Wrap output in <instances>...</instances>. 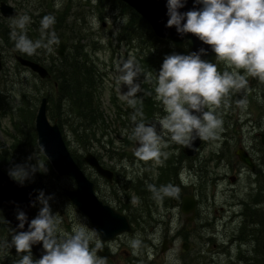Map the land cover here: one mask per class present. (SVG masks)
I'll list each match as a JSON object with an SVG mask.
<instances>
[{"label":"rangeland","instance_id":"rangeland-1","mask_svg":"<svg viewBox=\"0 0 264 264\" xmlns=\"http://www.w3.org/2000/svg\"><path fill=\"white\" fill-rule=\"evenodd\" d=\"M5 1L16 8L12 17L4 18L6 30H10L15 39L24 35L33 43L39 41L40 46L34 54L44 64L56 54L55 40L60 38L65 42L64 53L82 44L86 61L95 68L99 85L94 98L101 118L93 129L95 138L86 139L83 135V139H78L70 128L74 125L73 115L65 107L59 105L58 109H61L56 111L49 102L46 116L55 122L60 117L61 133L70 154L79 157V166L97 182L99 191L107 189L102 187L97 174L81 161L85 150H90L106 166L114 169L113 188L129 196L136 221L131 223L129 232L120 233L109 244L114 255L104 258L105 264H260L261 228L264 226V141L260 142L259 132H264V82L257 78L255 85L244 90L240 104L231 100L230 94L225 97L215 109V114L222 120L221 128L214 138L200 139L192 154L186 155L181 150L182 145L172 142L170 134H161L160 126L156 124L162 144L167 145L161 151L167 155H162L159 161H144L135 155L132 130L135 123L152 124L157 117L166 115L163 105L155 99L156 76L163 63L164 44L155 41L159 65L146 63L143 52L147 50L146 43L149 46L152 41L144 38L146 33L141 39L132 41L122 38L120 27L126 18L125 11L108 0ZM45 12L54 23L42 33L41 21ZM22 17H29L24 29L14 24ZM78 34L81 36L77 37ZM129 59L141 70L134 80L140 85V91L125 99L123 94L129 88L118 85L117 78L120 74L118 68ZM216 62L215 57L213 63ZM217 68L221 73L234 71L227 69L224 62H218ZM235 71L247 80L243 70ZM45 91H50L55 100L56 92L49 84L19 65L12 49L0 39V148L11 149L12 143L17 142L21 131L16 125L28 120L32 107L34 115L37 99ZM34 96H37L36 100ZM129 99L135 103H129ZM133 115L136 116L135 122L131 119ZM23 141L21 135L20 143ZM238 146L251 156L253 169L234 155L233 150ZM166 158L169 159L168 168L172 169L170 183L158 173L164 168ZM27 160L42 166V172L47 169L48 162L40 150L29 149ZM50 170L54 175L47 169L38 186L45 195L55 196L49 203L53 214L61 221L59 229L71 234L74 227H84L90 234L94 233L79 214L81 212L68 204L62 192L63 188L71 186V178L55 174L51 167ZM189 192L194 194L197 203L191 222L184 220L177 202L171 201L173 194ZM39 208L37 203L36 214ZM6 232L8 230L4 231L0 226V242ZM163 235L170 244L160 250ZM182 240L187 242L185 250L180 249ZM5 247L0 249L2 253L8 250ZM122 249L128 251V257L123 256Z\"/></svg>","mask_w":264,"mask_h":264},{"label":"clouds","instance_id":"clouds-1","mask_svg":"<svg viewBox=\"0 0 264 264\" xmlns=\"http://www.w3.org/2000/svg\"><path fill=\"white\" fill-rule=\"evenodd\" d=\"M187 0H167L166 27L175 26L181 38L193 34L205 45L211 46L216 63L201 58L207 52L200 48L198 52L188 55L173 53L165 56L161 69L156 76L155 99L163 105L166 113L157 117L155 123L146 125L135 123L132 137L139 146L135 155L144 161H159L163 155L161 134H170L176 144L190 147L199 138H214L222 126V120L215 114L225 97L232 90H239L247 83V76L264 82V0H194L196 5H203L199 10L181 13ZM126 19V18H125ZM186 21V22H184ZM29 17H22L14 24L24 29ZM183 22V23H182ZM54 23L51 17L41 21V32ZM40 42L33 43L26 36L20 35L16 49L32 55ZM224 62L227 69L218 71L217 63ZM118 85H127L129 90L123 94L125 99L134 97L140 91V85L134 80L141 74L138 65L129 59L118 68ZM129 103L135 101L129 99ZM209 109V110H206ZM199 113L200 115L194 114ZM143 116V113H140ZM136 121V116H132ZM159 124L161 134L157 133ZM43 149V146H41ZM42 166L15 165L8 170V176L19 185L30 180ZM47 171V169H45ZM166 194L168 190H164ZM54 194L45 195L43 190L31 202L40 205L38 214L30 220L26 213L17 209V228L12 230L11 241H4L0 247H15L17 254L26 253L16 264H105L96 248L90 249L92 234L84 227H74L71 234L59 229L61 221L53 214L51 204ZM27 223V231H23ZM42 244L43 254L33 259L32 246Z\"/></svg>","mask_w":264,"mask_h":264},{"label":"water","instance_id":"water-1","mask_svg":"<svg viewBox=\"0 0 264 264\" xmlns=\"http://www.w3.org/2000/svg\"><path fill=\"white\" fill-rule=\"evenodd\" d=\"M148 24L152 33L162 39L170 42L172 52L177 54L188 55L191 52H198L200 48H204L207 52L202 55L203 60L214 62L215 53L211 46L203 44L196 36L189 33L183 38L179 36L175 26L166 27L167 20V0H121ZM203 5H196L194 0H187L185 7L179 9L181 13L189 10H199ZM16 13V8L6 2L0 0V14L5 17H12ZM186 22V21H184ZM183 23V22H182ZM56 55L61 57L64 53L65 42L58 38L55 40ZM14 59L22 66L28 68L35 73L39 78L49 76L47 68L41 62L14 53ZM251 77L250 81H252ZM241 91L237 92V99L241 96ZM45 96L39 98L33 115V130L35 133V142L38 149L46 158L51 169L57 175H65L71 178L73 186L64 188V194L76 207L78 211L83 213L91 223L92 228L96 232L100 241L112 239L116 234L121 232H129L130 225L123 213L116 211L106 204H103L94 193L93 182L83 172L77 162L70 154L60 132V129L55 121H50L46 116ZM200 115L199 113H194ZM264 141V133L260 134V142ZM200 142L197 138L190 147L183 145V152L187 155L195 152V149ZM136 146L139 144L135 141ZM43 146V149L41 148ZM237 159L252 168L250 156L242 147H237L233 150ZM82 161L92 167L98 174L105 176L107 179L111 177V170L102 166L97 157L90 151L83 153ZM232 179V176H230ZM34 200V191L30 183L24 182L21 186L17 182L9 178L8 173L0 168V215L10 224L13 230L20 231L17 228L18 221L16 219L17 209L26 213L30 222L31 202ZM192 209V199L190 195L182 197V205L180 210L184 213ZM27 223L23 231H27ZM166 238L162 239L161 250L166 248ZM187 247L186 241L180 242V249L185 250ZM260 250L262 256V264H264V226L262 229V238L260 242ZM43 254L42 244L32 246V255L34 259H38ZM0 264H5L0 262Z\"/></svg>","mask_w":264,"mask_h":264},{"label":"trees","instance_id":"trees-1","mask_svg":"<svg viewBox=\"0 0 264 264\" xmlns=\"http://www.w3.org/2000/svg\"><path fill=\"white\" fill-rule=\"evenodd\" d=\"M108 1L111 3V5L118 6L125 11L126 19L120 27V33L121 35H123L122 38L128 41H132L134 39H141L142 36H144L146 33L144 38L152 41L149 46L146 43L147 50L143 52L146 63L154 66L159 65L158 54L154 49V46L156 45L155 41H160L164 44L163 46L165 51L163 58H161L162 62L165 56L171 54L172 46L170 42L155 36L150 30L146 21L142 17H140L134 10H132L121 0ZM46 14L47 13L45 12L44 17H49ZM37 15L39 16V14ZM33 29L34 27L32 25V33H34ZM10 33L12 32L10 30L7 31L4 23L0 21V37L9 46V48L13 50V52L19 53L22 56L37 60L44 64L39 60V57L36 54L33 53L32 55H28L17 50L16 42L18 39L13 38ZM79 36L81 35L78 34L77 37ZM68 51L69 52L65 51V53H63L61 57H58L56 54H54L53 56L51 55L50 62L44 64L47 68L49 76L45 78H39L40 81H46L54 90V92H56L55 100L52 98L50 91H47L40 96H45L46 111L48 110L49 112L48 103L51 102L56 111H59L61 109H58V106L60 105V107H65L69 112L72 113V120L74 125H71L70 128L72 129L73 133L76 134L78 139H83V135L86 137V139H88L89 137L95 138L93 136V129L101 119L99 116L98 104L96 103L97 99L94 98V94L98 90L99 85V83L96 82L97 76L95 74V68L93 67L92 63L86 61L87 58L82 52V44H77V46H74L73 49ZM33 98L34 100H36L37 96H34ZM39 98L37 99L38 101ZM144 105L147 108V103H144ZM29 112L30 113L28 120L24 121L22 125H16V129L21 131V135H23L24 141L20 143V135L17 139V142L12 143L11 149H6L3 146L0 148V151L3 150V152L1 153L2 156L0 157V168L7 173L9 168L15 165H24L26 167L29 165L37 166L36 162H30L27 160L29 149H33L37 152L39 151L36 146L35 133L32 123L33 107L29 109ZM56 123L61 130L60 117L57 118ZM62 136L64 138L63 133ZM72 157L79 165V157H74L73 154ZM46 167L51 172L48 163H46ZM46 173L47 172L45 170L44 172H42V170L40 169V171H37L30 180L25 181L30 183L34 188V198L39 194L38 183L42 181L43 176L46 175ZM51 174L53 173L51 172ZM35 209L36 206L31 207L30 209L32 219L37 215ZM0 226L4 231L8 230V232H6L7 234L4 233L2 241L4 242L5 240H8L10 242L13 229L1 216ZM5 250L7 251H5L4 253L0 252V262H4L5 264H16L21 256L26 254H17L15 247L8 248L6 246ZM260 264H262V258Z\"/></svg>","mask_w":264,"mask_h":264},{"label":"flooded vegetation","instance_id":"flooded-vegetation-1","mask_svg":"<svg viewBox=\"0 0 264 264\" xmlns=\"http://www.w3.org/2000/svg\"><path fill=\"white\" fill-rule=\"evenodd\" d=\"M4 18H7V17H5V16H3V15H1L0 14V21H2L3 23H4ZM0 39H1V37H0ZM8 48H9V46H8ZM14 53H16V52H13V50H12V55H13V57H14ZM19 54V53H18ZM16 61V60H15ZM17 62V61H16ZM18 63V62H17ZM19 64V63H18ZM20 65V64H19ZM22 66V65H21ZM22 67H24V66H22ZM250 79H251V76H248L247 77V84H245L244 85V87H242L241 89H239L240 91H241V96L239 97V99H237V97H236V95H237V92L239 91V90H236L235 92H234V94H232L231 92L233 91H231L229 94H230V99L231 100H234L235 101V103H237V104H240V101L242 100V98H243V96H244V90L246 89H248L249 87H251V86H253V85H255L256 84V82H257V78H253L252 79V81H250ZM45 92H47V91H45ZM44 92V93H45ZM233 95V96H232ZM262 133H264V132H262ZM260 134H261V132H259V137H260ZM136 141V140H135ZM134 144L136 145V143L134 142ZM238 147H242V146H238ZM136 148H137V146H136ZM182 148H183V145H182V147H181V150H182ZM243 148V147H242ZM244 149V148H243ZM245 150V149H244ZM86 151H90V150H85L83 153H85ZM183 151V150H182ZM91 152V151H90ZM245 152H246V150H245ZM93 153V152H92ZM234 153V152H233ZM247 153V152H246ZM94 154V153H93ZM248 154V153H247ZM83 155V154H82ZM82 155H81V157H82ZM95 155V154H94ZM187 155V154H186ZM235 155V154H234ZM249 155V154H248ZM96 156V155H95ZM111 156V155H110ZM250 156V155H249ZM97 157V156H96ZM97 159H98V157H97ZM250 159H251V161H252V168H249L248 167V165H246L249 169H253L254 168V162H253V160H252V158H251V156H250ZM81 161H82V159H81ZM98 161L100 162V164L102 165V166H104V167H106V168H108V169H110L111 170V177H110V179H107L105 176H102V175H100V174H98L96 171H94V169L92 168V167H90V166H88L87 164V167L89 168V169H91L92 171H94L96 174H97V178H99L100 180H101V182H102V187L105 189H107L106 191L104 190V191H99V188H98V184H97V182L95 183V181H93V179L92 178H90L86 173V176H88L89 178H90V180L93 182V189H94V193H95V195L97 196V198H99L100 199V201L103 203V204H106V205H108L109 207H111L112 209H114V210H116V211H120L121 213H123L124 215H125V217H126V219H127V221H128V223H129V225H130V228H131V223L132 222H134V221H136V216H135V214L133 213V208L130 206V200H129V196H127L125 193H121V192H118V191H115V189L113 188V182H115V179H116V177H115V171H114V169H112L111 167H109V166H106L101 160H99L98 159ZM168 161H169V159L168 158H166L165 160H164V164H163V169H160V170H158V173H160L159 175L166 181V182H169L170 183V175H171V173H172V169H170V168H168ZM83 162V161H82ZM84 163V162H83ZM243 163V162H242ZM81 168V167H80ZM84 172V171H83ZM60 176V175H59ZM230 176H232V175H230ZM230 176H229V178H230ZM233 177V176H232ZM158 182L159 181H162V180H157ZM72 184H71V186H69V187H66V188H71L72 186H73V181L71 182ZM172 185H173V183H171ZM33 191H34V188H33ZM62 192H63V194H64V188H63V190H62ZM118 193H121L120 195H118ZM65 195V194H64ZM184 195H190L191 196V199H192V209L190 210V211H188V212H186V213H184V212H182L181 210H180V208H181V205H182V197L184 196ZM194 194L192 193V192H189V193H182V194H179V195H176V194H173L172 195V197H171V201L173 202V203H176V204H178V208H179V210H180V212L181 213H183V218H184V220L185 221H187V222H191L193 219H194V217H195V214H196V206H197V203H196V200H195V198H194V196H193ZM66 197V196H65ZM67 198V197H66ZM68 199V198H67ZM34 200H35V198H34ZM69 201V200H68ZM68 204L71 206V202L69 201L68 202ZM72 208H73V210H75V212H76V207L74 208V206H72ZM80 212V211H79ZM58 213H60V212H58ZM81 216H83L84 217V219L88 222V224H89V226L92 228V226H91V223L89 222V219L83 214V213H79ZM1 216V215H0ZM2 217V216H1ZM9 224V223H8ZM10 225V224H9ZM262 225V224H261ZM12 228V227H11ZM13 229V228H12ZM261 229H263V228H261ZM92 230H93V232L94 233H91L92 234V236H93V238H92V240H91V242H90V249H92V248H96V244H97V242L100 244V247H99V249H97V252H96V254H97V256L98 257H102V258H109V257H112L114 254H111L112 253V250L110 249V246H109V244L113 241V239L117 236V235H119L120 233H118V234H116L112 239H108V240H104V241H100L99 240V238H98V236H97V234H96V232L94 231V229L92 228ZM125 232V231H124ZM121 233H123V232H121ZM163 238H166V241H165V243H166V245L167 244H170V242L167 240V237L165 236V235H163L162 236V238H161V240H160V246H161V242H162V239ZM261 238H262V236H261ZM6 241V240H5ZM183 241V240H182ZM260 242H261V240H260ZM0 244H3V241H1L0 242ZM4 247V246H3ZM118 247V246H117ZM2 247H0V249H1ZM118 250V249H117ZM160 250H161V248H160ZM0 252H2V251H0ZM122 252H123V256H125V257H128V251L127 250H125V249H122Z\"/></svg>","mask_w":264,"mask_h":264},{"label":"bare ground","instance_id":"bare-ground-1","mask_svg":"<svg viewBox=\"0 0 264 264\" xmlns=\"http://www.w3.org/2000/svg\"><path fill=\"white\" fill-rule=\"evenodd\" d=\"M60 132H61V130H60ZM61 135H62V133H61ZM62 138H63V136H62ZM63 140H64V138H63ZM34 201V200H33ZM32 207V206H31ZM31 209V208H30Z\"/></svg>","mask_w":264,"mask_h":264}]
</instances>
